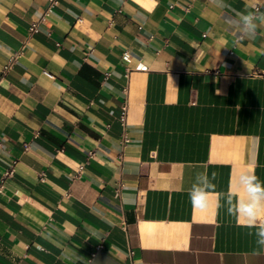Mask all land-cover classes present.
Returning <instances> with one entry per match:
<instances>
[{
    "label": "crops",
    "instance_id": "obj_1",
    "mask_svg": "<svg viewBox=\"0 0 264 264\" xmlns=\"http://www.w3.org/2000/svg\"><path fill=\"white\" fill-rule=\"evenodd\" d=\"M207 4L60 0L30 34L48 0H0V264H264L232 207L264 184V24Z\"/></svg>",
    "mask_w": 264,
    "mask_h": 264
},
{
    "label": "clouds",
    "instance_id": "obj_2",
    "mask_svg": "<svg viewBox=\"0 0 264 264\" xmlns=\"http://www.w3.org/2000/svg\"><path fill=\"white\" fill-rule=\"evenodd\" d=\"M208 9L214 16L222 22L226 30L237 35L239 40L252 39L258 26L264 24V12H234L228 15L224 10L230 6L227 0H208ZM214 174L212 179H214ZM209 176L198 174L193 187L189 190V198L192 206L196 209L206 210L210 203L209 193L213 188ZM237 187L243 191L244 198L232 205L234 214L242 217L244 226L255 229L257 244L264 248V184L250 172H243L237 177ZM130 191V190H126ZM125 203L129 202V197L125 196Z\"/></svg>",
    "mask_w": 264,
    "mask_h": 264
},
{
    "label": "built area",
    "instance_id": "obj_3",
    "mask_svg": "<svg viewBox=\"0 0 264 264\" xmlns=\"http://www.w3.org/2000/svg\"><path fill=\"white\" fill-rule=\"evenodd\" d=\"M59 2H60V0H48V5H47L46 9L44 10V12L42 13L41 18L37 22H34V23H32L30 25V27H29V33L30 34H35V33L39 32L40 26L42 24L46 23L47 17L57 7ZM256 9H257V7H256ZM127 112H128V105H127V103H125L123 105V107H122V115H121V118H120L121 122H125L126 121ZM11 173L12 172L8 173L7 176L10 175ZM0 188H1V186H0Z\"/></svg>",
    "mask_w": 264,
    "mask_h": 264
}]
</instances>
